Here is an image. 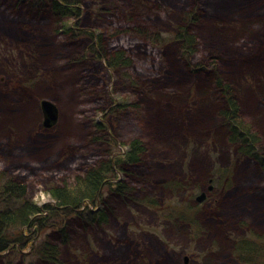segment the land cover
Returning a JSON list of instances; mask_svg holds the SVG:
<instances>
[{"label": "rangeland", "instance_id": "obj_1", "mask_svg": "<svg viewBox=\"0 0 264 264\" xmlns=\"http://www.w3.org/2000/svg\"><path fill=\"white\" fill-rule=\"evenodd\" d=\"M82 1L80 26L96 31L98 11L109 2ZM134 1L141 2L140 16L152 20L150 22L159 31L161 39L159 43L141 45L139 57L144 64L148 63L161 72L158 76L161 80L163 78L168 83L175 79L172 89L163 86L152 93L155 115L165 120L163 131L168 135L157 134L156 137L151 131L148 139V143L153 144L154 159L152 169H146L150 173L147 191H154L150 195L154 200L150 203L124 202L111 196L113 213L108 222L77 229L74 241L63 247L62 264H185V256H189L187 264H264V171L250 158L238 156L225 138L214 137L216 131L225 135V129L218 126L222 121L216 115L217 99L210 94L204 95V89L200 88L210 82L209 75L194 73L173 40L183 8L191 3L193 6L194 0H128L121 9L122 13L133 8ZM247 2L244 14L250 8L264 7V0ZM233 6L234 3L220 2L213 11L214 19L209 23L217 32L210 33L209 47L228 58L226 72L237 90L244 115L248 100L255 99L259 105L252 121L262 130L264 137V11L255 13L260 23L252 28L249 38L239 40L240 35L234 38L231 31L243 30L247 27V20L234 15ZM2 9L0 168L11 172L12 168L19 167L27 174H36L41 169L71 165L77 150L84 145L87 130L80 122L84 117L75 114L73 117V100L67 96V91H71L69 94L77 98L78 87L73 81L64 79L67 76L65 71L58 70L64 63L47 55L49 46L50 50L57 49L49 44L53 37L50 21L29 23L27 28L13 22ZM82 39L84 43H90L89 39ZM141 49L142 53H139ZM88 64L89 70L96 73L92 74L102 78L104 89L101 90L111 91L114 98L121 101L123 92L119 89L112 92L117 77L110 75L106 63L91 58ZM43 99H51L59 107L58 121L49 128L42 124L40 102ZM111 107L95 118L107 121L108 131L117 135L121 133L122 120L126 117L107 116ZM207 113L217 123L196 124L195 115ZM74 122L83 132L80 137L67 134L71 129L69 124ZM131 122L140 129L144 127L140 118ZM62 142H65L63 146L60 145ZM125 150L127 147L120 145L115 151ZM198 165L201 169H196ZM164 171L169 174L165 175ZM122 177L120 173L119 179ZM180 181L190 183L189 190L174 191L170 187L171 182ZM200 182L202 185L198 187ZM162 184L167 189L163 190ZM43 185L42 182L30 186V194L39 205L53 202ZM109 192L106 187L107 198ZM202 192L206 197L200 201L197 197ZM244 239L261 251L259 255H247L255 261L242 259L244 250L236 256L232 243ZM29 248H25V252L29 253ZM16 257L21 258L19 254H13L12 258ZM2 258L9 260L7 256ZM26 259V264L33 261L32 256Z\"/></svg>", "mask_w": 264, "mask_h": 264}, {"label": "trees", "instance_id": "obj_2", "mask_svg": "<svg viewBox=\"0 0 264 264\" xmlns=\"http://www.w3.org/2000/svg\"><path fill=\"white\" fill-rule=\"evenodd\" d=\"M82 2L0 0V9H4L5 15L22 26L28 28L29 23L45 22V19L50 21L48 24L53 37L49 44L57 49L50 50L49 46L47 55L64 63L58 70L65 71L67 76L64 79L73 81L78 87L77 98L69 94L71 91H67V96L73 100V117L74 114L84 117V120L80 118V122L87 130L84 145L77 150L71 165L41 169L36 174H27L19 167L12 168L11 172L0 168V264H26V258L31 256L33 261L30 260L29 264H62L63 247L74 241L77 229L108 222L113 213L109 200L111 196L124 202L150 203L154 200L150 196L154 191H147L150 173L146 169H152L154 159L153 144L148 143L150 132L155 136L163 135L159 128L154 129L152 118L155 111L152 93L162 88V80L158 77L161 72L157 68L142 62L144 60L139 57L138 48L143 44L161 42L159 31L150 22L152 20L140 16L141 2L134 1L133 8L122 13L121 9L128 0H107L109 3L98 11L96 31L82 28L80 24H69L68 20L82 12ZM220 2L235 4L234 15L247 20V27L238 33L231 31V34L234 38L240 35L239 40L248 39L252 28L260 23L255 13L263 12L264 7L250 8L244 14L249 4L247 0H194L193 6L191 3L183 8L173 40L181 57L187 61L186 65L194 73L209 75L210 82L200 88L204 89V95L210 94L217 99L216 115L222 121L218 126L225 129V135L216 131L214 137L225 138L238 156L250 158L264 171V137L260 132L262 130L252 121L253 113L257 111L255 108L247 110L245 105L247 112L244 115L237 90L226 72L228 58L209 47L208 28L212 27L209 20L214 19L213 11ZM205 33L208 36L205 37ZM82 38L89 39L90 43H84ZM103 57L110 75L117 77L112 92L122 90L121 101L116 100L111 91L101 90L104 89L102 78L88 68L91 58L101 60ZM91 74L93 77H90ZM152 77L157 78L153 80ZM111 105L107 116L118 114L126 117L122 120V131L117 135L108 131L107 121L95 118ZM135 118L143 122L142 129L133 126L131 121ZM74 123L69 126L81 130L78 123ZM70 134L80 137L83 132ZM120 145L126 146L127 150L115 151ZM120 173L123 177L119 179ZM42 182L53 202L39 205L30 194V186ZM197 185L199 187L202 183ZM171 186L174 191H186L191 184L180 181L171 182ZM106 187L110 190L108 198L104 193ZM162 187L165 190V184ZM232 244L236 256L244 250L241 258L251 259V262L256 259L247 255H259L261 252L245 239ZM28 246L29 253L25 252ZM13 254H19L21 258H12ZM4 256L9 260H4Z\"/></svg>", "mask_w": 264, "mask_h": 264}, {"label": "bare ground", "instance_id": "obj_3", "mask_svg": "<svg viewBox=\"0 0 264 264\" xmlns=\"http://www.w3.org/2000/svg\"><path fill=\"white\" fill-rule=\"evenodd\" d=\"M82 7H83V6H82ZM219 9H220V7H219ZM82 12H83V10H82ZM82 12L79 13V14L77 15L76 18H71L70 20H68V22H75V24H80V22L83 20ZM247 16H249V15H247ZM208 31H210L209 33H211V34L217 32V30H214L213 27L208 28ZM206 32H207V30H206ZM237 33H238V32H237ZM100 59H102V60L104 61V63H106V60L104 59V57H103V58H100ZM182 80H183V79H182ZM162 81H163V85H161L162 87L164 86L165 88H170V89H172V87H174V86H173V83L175 82V79H171L168 83H166V81H164V79L162 78ZM205 81H206V80H205ZM164 83H166V84H164ZM204 83H205V82H204ZM206 83H208V82H206ZM50 100H51V99H50ZM118 101H119V100H118ZM246 103H247V104H246V109H247V110H251L252 108L259 107V106L257 105L255 99H254V100H251V99H250V100H248ZM155 110H156V109H155ZM155 113H156V112H154V116L152 115V118H154V123H153V125H154V126H153L154 129L157 130V128H159L158 130L160 131L161 134H163V135H167V134L163 131V126L165 127V124H164L165 120L163 121V120L161 119V117L155 115ZM194 119H195V122H198V123H196V124H199L200 126H201V125H211V124H215V123H217V122H216V119L210 116V113H207L206 115H203V116H197V115H195ZM219 125H220V124H219ZM156 126H157V127H156ZM70 133L79 134V133H80V130H78L76 127L74 128L73 126H71V129H70V131H69L67 134H70ZM167 136H168V135H167ZM64 144H65V142H64V143H63V142L60 143L61 146H63ZM196 169H201V168H200V165H198V166L196 167ZM171 171H172V170H171ZM168 172H169V171H164V174H165V175H168V174H169Z\"/></svg>", "mask_w": 264, "mask_h": 264}, {"label": "water", "instance_id": "obj_4", "mask_svg": "<svg viewBox=\"0 0 264 264\" xmlns=\"http://www.w3.org/2000/svg\"><path fill=\"white\" fill-rule=\"evenodd\" d=\"M40 103H41V109L43 112V123L42 124L44 125V127H47V128L54 126L59 118V113H58L59 107L53 100H50V99H43ZM205 197H206V193L202 192L197 197V199L198 200L200 199L201 201ZM188 260H189V256H185L184 262L187 263Z\"/></svg>", "mask_w": 264, "mask_h": 264}, {"label": "flooded vegetation", "instance_id": "obj_5", "mask_svg": "<svg viewBox=\"0 0 264 264\" xmlns=\"http://www.w3.org/2000/svg\"><path fill=\"white\" fill-rule=\"evenodd\" d=\"M184 261H185V258H184ZM184 261H183V262H184ZM187 263H188V262H187ZM187 263L185 262V264H187Z\"/></svg>", "mask_w": 264, "mask_h": 264}]
</instances>
